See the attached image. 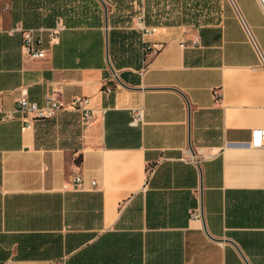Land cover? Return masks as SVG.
<instances>
[{"label": "crops", "instance_id": "crops-1", "mask_svg": "<svg viewBox=\"0 0 264 264\" xmlns=\"http://www.w3.org/2000/svg\"><path fill=\"white\" fill-rule=\"evenodd\" d=\"M100 2L0 0L2 111L23 89L38 106L80 98L94 112L24 131L17 114L0 115V264H264V149L247 145L264 128L256 1L146 37L134 20L148 0ZM16 26L44 30L42 59L5 33ZM143 42L157 50L143 56Z\"/></svg>", "mask_w": 264, "mask_h": 264}, {"label": "built area", "instance_id": "built-area-1", "mask_svg": "<svg viewBox=\"0 0 264 264\" xmlns=\"http://www.w3.org/2000/svg\"><path fill=\"white\" fill-rule=\"evenodd\" d=\"M257 6L264 17V0H255ZM136 26L141 37H146L154 34L157 30L153 27H147L144 25L143 16L140 14L136 18ZM57 28L47 29V43L49 46L55 45L57 42ZM42 29H23L21 27H13L5 31L6 34L12 35L18 33L21 36V51L23 55L29 60H40L44 57V50L42 49L41 34ZM157 50L155 45L149 42H143L141 47L142 55L145 56L150 53H154ZM103 92L105 94L111 93V89L106 87ZM89 101L87 99L73 98L69 102L65 103L60 100L54 99L51 96L44 98L43 104L38 106L37 104L30 102L26 99L25 90L21 89L19 95L14 103V109L11 112L2 111L0 102V115L2 121L11 120L13 114H17L20 118V131L29 130L32 127V123L36 120H50L55 118L59 113L63 111H72L79 114L83 121H89L94 112L88 107ZM102 113V112H101ZM141 122V112L136 110L129 122L130 126H136ZM247 145L251 149H264V128H255L249 132V140ZM81 183V177L75 175L70 179L71 186L75 187ZM90 187H94L93 181L89 182ZM67 186L63 185L62 189H66ZM194 215L193 218H196Z\"/></svg>", "mask_w": 264, "mask_h": 264}, {"label": "rangeland", "instance_id": "rangeland-1", "mask_svg": "<svg viewBox=\"0 0 264 264\" xmlns=\"http://www.w3.org/2000/svg\"><path fill=\"white\" fill-rule=\"evenodd\" d=\"M228 0H148L143 6L144 25L156 28L158 32L167 29L189 28L194 29L206 24L217 23L220 20ZM137 13V11H136ZM136 19V17H135ZM127 26L131 23L128 19ZM136 26V20H134ZM145 59V58H144ZM72 128L75 122H70ZM59 129V127H58ZM53 126L46 130L52 135ZM53 138V137H52ZM51 136L41 144L43 147L53 145Z\"/></svg>", "mask_w": 264, "mask_h": 264}, {"label": "water", "instance_id": "water-1", "mask_svg": "<svg viewBox=\"0 0 264 264\" xmlns=\"http://www.w3.org/2000/svg\"><path fill=\"white\" fill-rule=\"evenodd\" d=\"M100 2V0H98ZM101 3V2H100ZM104 43H105V63L107 65V67L109 68L110 72L112 73V75L115 77L109 63H108V60H107V52H106V35L104 37ZM118 82V81H117ZM119 83V82H118ZM120 84V83H119ZM189 152H190V155L193 156V152L191 151V148H189Z\"/></svg>", "mask_w": 264, "mask_h": 264}, {"label": "trees", "instance_id": "trees-1", "mask_svg": "<svg viewBox=\"0 0 264 264\" xmlns=\"http://www.w3.org/2000/svg\"><path fill=\"white\" fill-rule=\"evenodd\" d=\"M77 158H79V157H77Z\"/></svg>", "mask_w": 264, "mask_h": 264}]
</instances>
